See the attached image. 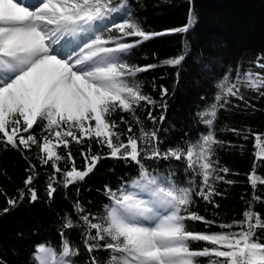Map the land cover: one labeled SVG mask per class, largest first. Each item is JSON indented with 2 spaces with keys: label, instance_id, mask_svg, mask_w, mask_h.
<instances>
[{
  "label": "snow or ice",
  "instance_id": "obj_1",
  "mask_svg": "<svg viewBox=\"0 0 264 264\" xmlns=\"http://www.w3.org/2000/svg\"><path fill=\"white\" fill-rule=\"evenodd\" d=\"M194 22L190 8L188 23L167 31L188 32ZM104 32L110 34L105 37ZM165 34L145 31L133 17L127 0H0V143L17 149L38 148L36 159L43 165L51 163L53 168L47 184L49 199L57 192L54 185H76L94 171L101 159L132 161L139 168L138 177L122 181L115 190L105 186L112 202L105 205V215L97 217L77 201V219L66 214L61 225L60 258L55 250L40 244L33 253L34 264H80L73 258L80 256L81 250L65 233L80 226L84 228L87 264H202L198 258H208L207 264H264V219L252 210L251 201L246 202L248 206L240 218L230 223L218 224L192 210L194 197L219 207L213 199L220 195L215 181L234 183L225 180L230 170L214 159L213 146L223 141L217 139L213 129L218 113L232 97L245 99L242 88L264 96V55L254 62L258 70L249 68L241 74L238 65L217 81L213 102L197 113L209 129L200 142L162 151L158 130H146L136 114L142 103L155 106L156 101L133 80L155 66L128 64L120 54ZM132 37L138 39L124 42ZM187 55L186 45L184 52L164 63L179 66ZM161 94L166 96L168 89H162ZM161 107L166 110L167 105ZM117 110L132 116L139 125L138 134H132L133 128L123 115L119 122L112 118ZM148 119L156 122L157 118L149 111ZM164 119L162 113L159 122ZM121 123L127 125L126 131L120 130ZM253 135L259 149L256 158L262 160V137ZM85 140H95L109 151L107 156L92 154L89 144L87 152H81L85 159L81 169L70 147L73 142L82 144ZM61 147L66 154L58 151ZM172 159L186 160L188 168L200 177L198 189L181 187L172 178L173 172L161 175L145 163ZM36 168L30 163L25 189L17 196L6 197L7 206L0 208V215L19 208L26 197L30 203L39 200L34 183L39 176ZM57 174L61 180H57ZM248 182L253 189L258 183L264 185L255 166ZM129 183L150 193L153 199H138L127 191ZM254 199L261 197L255 195ZM188 221L202 222L206 230L194 231ZM213 226L221 231H212ZM191 242H205L206 246L194 249ZM101 251L108 255H95ZM0 264H7L2 254Z\"/></svg>",
  "mask_w": 264,
  "mask_h": 264
},
{
  "label": "trees",
  "instance_id": "obj_2",
  "mask_svg": "<svg viewBox=\"0 0 264 264\" xmlns=\"http://www.w3.org/2000/svg\"><path fill=\"white\" fill-rule=\"evenodd\" d=\"M119 3L120 0H115ZM134 18L147 32H164L140 43L127 54H120V59L131 65L144 67L154 65L147 71L139 73L133 80L138 82L144 94L151 96L156 105L141 106L136 114L146 130H158L162 141L161 150L181 145L187 147L196 144L209 131L197 116L213 102L218 89L216 83L228 72L235 71L239 65L241 74L249 68L255 69L254 62L264 55V0H127ZM195 18L188 32L168 33L167 30L180 28L188 23L189 10ZM105 37L110 33L104 32ZM118 35V33H111ZM135 37L125 38L132 42ZM188 55L179 66L164 63L185 51ZM111 46V45H110ZM162 89L168 94L162 96ZM244 100L231 98V103L218 113L214 125L217 139L222 145H214L215 157L220 167L230 171L225 180L228 184L215 181L216 191L220 195L213 197L215 204H210L200 197H194L192 210L217 223H230L240 218L247 201H251L254 212L264 219V185L257 184L255 189L248 182V174L253 170L258 177L264 178V159L257 160L255 136L260 134L264 143V96L246 87L241 89ZM203 97V99H202ZM166 104V110L161 105ZM156 117V122L148 119V112ZM163 113L165 119L159 122ZM123 115L133 128L132 134H138L139 125L128 113L117 110L113 119L119 122ZM127 125L120 124V130L126 131ZM236 129L237 132L231 131ZM2 136V134H0ZM247 137V138H246ZM39 139V137H38ZM122 139H126L122 137ZM91 145L92 154L107 156L108 149L95 140H85L82 144L72 143L70 150L78 168L85 165L81 152H87ZM62 154L66 150L58 149ZM39 150L19 149L0 143V208L7 206L6 197H14L19 190L25 189L24 181L30 174V163L36 164L39 173L34 182L39 200L30 203L27 197L20 207L7 215H0V254L7 264H34L33 253L37 245L44 244L55 250L60 257L62 239L61 225L66 214L77 219L74 205L77 201L97 217L105 215V205H111L105 194V186L113 190L122 181L138 177L139 168L135 162L115 158L101 159L94 171L76 185L63 187L56 184L57 192L52 199L47 195L48 177L53 174L51 163L43 165L36 159ZM62 162V166H63ZM146 166L161 175L173 172V179L181 187L200 185V177L188 168L186 160H147ZM71 167V163H68ZM221 175H224L221 173ZM62 177L57 174V180ZM78 189V191H77ZM137 188L127 184V191ZM259 195L260 200L254 196ZM194 231H204L202 222L188 221ZM212 231H221L213 226ZM66 237L80 248V256L74 257L80 264H87L88 254L84 250V228L65 230ZM258 230V235H260ZM264 238V236H262ZM206 246L205 242H191L192 248ZM100 258L108 255L101 251L95 253ZM207 264L208 258H198ZM35 264H39L35 261Z\"/></svg>",
  "mask_w": 264,
  "mask_h": 264
},
{
  "label": "rangeland",
  "instance_id": "obj_3",
  "mask_svg": "<svg viewBox=\"0 0 264 264\" xmlns=\"http://www.w3.org/2000/svg\"><path fill=\"white\" fill-rule=\"evenodd\" d=\"M68 39V38H67ZM134 190V189H133ZM131 193L137 195V198L140 199V200H144V201H150L152 200L153 198L151 197L150 193L146 192V191H141L140 189H136L134 191H132ZM58 258H60L58 256Z\"/></svg>",
  "mask_w": 264,
  "mask_h": 264
},
{
  "label": "bare ground",
  "instance_id": "obj_4",
  "mask_svg": "<svg viewBox=\"0 0 264 264\" xmlns=\"http://www.w3.org/2000/svg\"><path fill=\"white\" fill-rule=\"evenodd\" d=\"M65 39H67V37Z\"/></svg>",
  "mask_w": 264,
  "mask_h": 264
}]
</instances>
